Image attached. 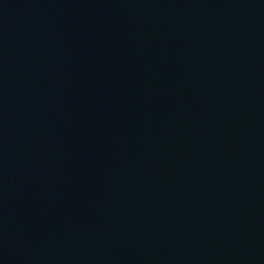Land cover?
Instances as JSON below:
<instances>
[{
  "label": "water",
  "instance_id": "obj_1",
  "mask_svg": "<svg viewBox=\"0 0 264 264\" xmlns=\"http://www.w3.org/2000/svg\"><path fill=\"white\" fill-rule=\"evenodd\" d=\"M0 264H264V0H0Z\"/></svg>",
  "mask_w": 264,
  "mask_h": 264
}]
</instances>
